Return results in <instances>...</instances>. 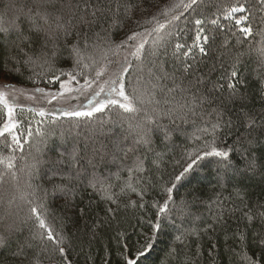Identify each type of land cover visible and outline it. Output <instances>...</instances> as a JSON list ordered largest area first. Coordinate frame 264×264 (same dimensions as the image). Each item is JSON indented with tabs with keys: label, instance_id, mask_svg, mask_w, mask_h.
<instances>
[{
	"label": "trees",
	"instance_id": "obj_1",
	"mask_svg": "<svg viewBox=\"0 0 264 264\" xmlns=\"http://www.w3.org/2000/svg\"><path fill=\"white\" fill-rule=\"evenodd\" d=\"M173 2L0 0V79L52 89L68 77L61 72H73L75 82L90 79L94 73L85 69L81 76L75 66L74 45L84 63L93 56L99 66L105 62L100 49H114L131 31L151 30L154 25L144 21L153 15L164 23L159 13ZM69 3L71 10L63 7ZM127 4L137 6L130 16ZM237 6L245 11L225 15ZM44 13L51 28L36 32L29 17L48 28L40 19ZM241 16L247 19L238 24ZM196 19L204 21L202 35L209 37L198 42L206 55L193 45ZM243 27L252 34L242 33ZM166 30L173 35L161 47L152 44L155 33L144 36L141 59L127 49L108 53L109 60L127 56L132 64L125 85L137 98L136 111L117 106L92 116L41 117L24 107L21 146L10 136L7 143L0 138V159L14 158L12 169L0 163V264H125L153 232L154 247L138 257L139 264H247L246 256L264 264V3L197 0ZM177 42L185 45L181 52H175ZM185 65H191L188 72ZM249 117L255 120L251 130ZM217 122V144L234 149L231 165L205 157L176 181L188 154L213 138ZM252 158L255 168L248 167ZM29 201L44 205L43 218L64 254L46 235L39 238L46 230ZM166 201L168 211L161 213Z\"/></svg>",
	"mask_w": 264,
	"mask_h": 264
},
{
	"label": "snow or ice",
	"instance_id": "obj_2",
	"mask_svg": "<svg viewBox=\"0 0 264 264\" xmlns=\"http://www.w3.org/2000/svg\"><path fill=\"white\" fill-rule=\"evenodd\" d=\"M51 0H42V3H50ZM261 3H264V0H261ZM197 4V0H174V2L165 8H163L159 15L163 16L165 18V22L161 23L157 16L153 15L149 19L144 21V24H152L154 27L149 30L148 28H144V30L141 31H131L130 34L126 36L124 40H122L119 44H116L114 46V49H127L129 52V55L135 56L137 59H141L142 56L145 54V44L147 41L144 39L145 35H152L155 33V38L153 40V44L155 47H161L163 46L164 42H166L167 38L169 36H172L173 33L171 31L166 30V25L171 26L173 21H177L181 18L183 15V11H187L188 9H191L193 5ZM63 7L68 8L71 10V3L64 5ZM137 7L133 4H127L124 6V13L125 15L130 16L133 8ZM110 10V9H109ZM183 10V11H180ZM117 11H119V6L117 7ZM245 9L242 6L237 7H229L227 12L225 13L226 16H231L233 13L236 12H244ZM92 15H96V11L94 10L92 12ZM29 19L32 20L33 25L35 26L36 32L41 31H48V29L51 28V24L49 23V16L44 13L40 14V19L43 21L44 25H48V28H43L40 25L36 24L35 18L30 16ZM57 27H63L58 23L60 17H56ZM247 17L241 16L240 20H237V23L239 24L242 20H246ZM81 20H83V17H81ZM139 23V22H138ZM212 25H218L219 21L216 19H213L210 21ZM204 21L201 19H196L194 21V26L197 28L196 34H195V40L193 41V45L199 49V52L201 55H206V49L205 47L198 43L199 41H204L207 43L209 37L207 35H202V33L205 31L203 28ZM16 27H19L16 25ZM161 30H164L163 34H161ZM241 32L245 35H251L252 29L251 27H243L241 29ZM96 48H99V45L94 46ZM185 48V45L182 43L177 42L174 45L175 52H181ZM112 47H109L107 49H100L102 52L101 59L105 62L97 66V60L93 56H88L87 60L89 63H84L85 57L82 55L81 50L77 46H73V53L76 56V63L75 66L77 68H80V75L85 76V69L89 70L90 72L94 73V75L91 76V78L85 79V85L88 89H91V98L88 99V104L91 106L89 110L87 111H63L61 110L62 115L67 116H92L93 113L103 112L106 109L110 107H119L120 109H123L124 112H134L136 111L135 107V101L136 97L135 95H129L126 91V85H125V74L128 73L129 69L132 67V64L128 61V57L124 56L122 61H112L107 59L108 53L113 52V54H118L115 52ZM192 49L189 48L187 51H183V55L187 56L191 53ZM156 51L153 50L151 52V55H156ZM262 54H264V50H262ZM26 63L31 62V58H29V61H25ZM191 68V65H185L184 71L188 72ZM61 75H67L70 77L69 81H61V88L65 89V91H72L71 88L67 87V84L70 83L71 80L76 79V75L73 72L64 73L61 72ZM167 75V74H165ZM233 77H235L237 74L236 72H233L231 74ZM107 77V78H105ZM54 80H60V76H53ZM31 79V77H30ZM199 82V81H198ZM95 84L96 87L93 88L92 85ZM228 87L233 90V94L235 93V85L229 84ZM169 91H172L169 89ZM133 92H135V89H133ZM39 93V97L36 95ZM24 97L25 102H32V103H40L41 100L46 101L47 103H51L52 101L57 100L58 98H62L64 96V92H58V93H45V89L41 87H36L31 90V93L28 92L26 89H18L13 84H4L0 86V113L3 115L0 116V138H3V140L7 143L8 137H11L12 143L16 144L18 147L21 146V140L20 136L18 135V125L21 123V120L19 117L23 113V109L25 107V103L20 101V97ZM50 97V99H49ZM206 99V97L204 98ZM17 109H20V112H17ZM28 110L30 112H37L41 117L45 116L47 114V111L44 107L34 108L29 107ZM220 126L219 122L217 124L213 125V130L211 133V136L213 137L211 140H207L204 142L203 146L197 149H193L192 152L188 154V158L190 159V162L187 163V166L184 167L183 171L180 172L179 175L175 177L176 181L181 180V178L188 173L193 167L197 164L198 161L205 157H217L220 159V162L222 163V166L229 167L231 165V161L229 160L230 153L234 151L232 148H226V147H220L217 144L215 133L216 129ZM247 126L251 130L255 127V120L251 117L248 118ZM31 132L28 133L29 136H31ZM8 147H11V144H7ZM14 158H6L0 159V163L6 162V169H12L14 167L12 160ZM256 161L254 158L250 159L248 161V167L249 168H255ZM13 176H15V173H13ZM4 179L3 175H0V182H2ZM131 188V185H129ZM175 188V184L172 185V187H169L166 189L168 193H171L173 189ZM132 191H136L135 188H131ZM172 197L169 195L168 200H171ZM11 203V201L9 202ZM30 212L34 214L35 219L39 223V227L41 229H45V232L39 233V238L43 239L46 238L49 241H54L57 244L58 251L61 254H64L65 249L63 247H59V244L61 243L60 240H57L56 236L54 235V229L48 225L46 220L43 218L44 213V205L43 204H35L32 201H29ZM168 211V203L167 201L160 206V212L166 213ZM251 219V217H249ZM155 229L158 231L160 229V224L157 223L155 225ZM35 238V237H34ZM156 238V232H153L152 235L147 236L145 242L141 245V250H139L135 255L133 256H126L125 257V264H139L138 257H143L146 252H148L150 249L154 247V240ZM177 240L180 239V237H176ZM4 242V238L0 237V243ZM264 243V241H262ZM245 260L247 261V264H258L257 261L250 257H245Z\"/></svg>",
	"mask_w": 264,
	"mask_h": 264
},
{
	"label": "rangeland",
	"instance_id": "obj_3",
	"mask_svg": "<svg viewBox=\"0 0 264 264\" xmlns=\"http://www.w3.org/2000/svg\"><path fill=\"white\" fill-rule=\"evenodd\" d=\"M237 13V12H236ZM236 13H233L231 16H234ZM230 16V17H231ZM229 17V16H228ZM153 44V42H152ZM153 46V45H152ZM107 78V77H105ZM70 77H67L63 81H69ZM4 84H12L10 82L4 81L0 79V86ZM16 88L18 89H26L28 90L29 93H31V90L36 88V87H41V86H22V85H16ZM68 88H71L72 91H65V89L61 88V84L57 88H48V87H41L45 89V93H58V92H64V96L62 98H58L55 101H52L51 103H47L46 101L41 100L40 103H32V102H25L24 97L21 96L19 99L21 102L25 103V107H34V108H39V107H44L49 114H55L57 116H67V115H62L61 110L67 112V111H87L90 109V105L88 104V99L91 98V89H88L85 85V80L84 79H78V82H75L74 80H71L70 83L67 84ZM93 88L96 87L95 84L92 85ZM39 97V93L36 94ZM50 99V97H49ZM127 124V122H126ZM126 126L132 127V130L137 132V134L140 136V131L138 128H133V126L129 123ZM140 129V128H139ZM138 130V131H137ZM114 135L116 133L113 131L112 132ZM25 187H28L25 186Z\"/></svg>",
	"mask_w": 264,
	"mask_h": 264
}]
</instances>
